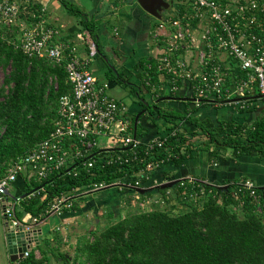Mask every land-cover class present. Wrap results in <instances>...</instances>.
Returning a JSON list of instances; mask_svg holds the SVG:
<instances>
[{"label":"trees","instance_id":"16d2710c","mask_svg":"<svg viewBox=\"0 0 264 264\" xmlns=\"http://www.w3.org/2000/svg\"><path fill=\"white\" fill-rule=\"evenodd\" d=\"M18 1L19 21L0 23V67L4 70V79L0 82V178L5 176L15 159L32 151L50 135L55 127L60 97L72 91L66 70L67 57L57 62L47 56L29 55L16 46L21 32L20 20L31 24L42 17L40 4L32 0ZM59 1L65 10L79 19L85 37L94 41L99 50L97 18L90 17L76 0ZM173 3L177 8L175 15L189 9L182 0H173ZM197 21L198 18H193V24ZM181 52L185 55V49ZM229 61L233 67L225 87L234 80L232 76H246V71L236 64V59L230 58ZM157 62L155 57L145 61L143 78L151 77L152 83L160 85L164 81L159 79ZM164 75L165 81H170L171 76ZM183 82L179 81L178 89ZM203 99V103L219 104ZM143 101L146 109L139 116L145 112L159 131L169 130L164 147L147 153L143 141L138 148L137 159L110 165L105 161L115 154V150L96 147L94 165L83 166L84 158H80L77 174L67 172L68 167L43 180L21 174L14 182V185H22L16 193L17 215L23 219L26 214L39 213L47 206L48 199L60 192L73 195L74 189L79 188L74 198L77 193L88 194L85 187L94 179L107 178L116 182L124 175H137L149 160L165 157L170 151L174 163L181 164L195 143L206 149L209 158L214 160L226 155L228 150L236 155L256 151L264 156V111L252 121L222 119L214 125L208 118L202 119L190 109L181 111L158 102ZM135 116L136 113L133 115L134 122ZM185 121L198 128H186L183 126ZM139 132L138 122L137 134ZM202 135L204 137H200ZM146 178L143 174L142 183ZM238 180H229L227 187L212 183L193 186L188 179L183 184L179 180L172 186L159 187L162 202L156 199V202H151L154 205L147 209L126 208L115 220L110 219L101 229L92 230V235L80 236L72 260L64 251L51 246L50 250L58 258L57 262L51 261L48 249L39 242L19 264H264V190L257 186L255 194H251L250 189L241 186ZM201 186L205 187L202 194L199 191ZM124 188L128 202L136 193L141 198L149 193L140 192L132 185H125ZM27 191L34 192L23 196ZM196 191L200 193L197 200L191 196ZM45 193L47 196L44 197ZM76 202L74 200L70 208H77ZM175 207H180L179 211L174 210ZM70 208L66 207L63 212ZM109 214L114 217L113 210ZM44 239L50 243L49 237ZM36 249H39L40 255Z\"/></svg>","mask_w":264,"mask_h":264},{"label":"built area","instance_id":"2783aa9c","mask_svg":"<svg viewBox=\"0 0 264 264\" xmlns=\"http://www.w3.org/2000/svg\"><path fill=\"white\" fill-rule=\"evenodd\" d=\"M182 2L189 7L188 10L180 15L164 11L153 29V36L160 44L157 69L160 74L171 76V89L177 90L179 81L183 80L192 94L195 93L193 96L197 105L204 102L203 98L219 104H244L254 93L264 100V0ZM19 11L18 0H0V23L19 21ZM193 18H198L197 24H193ZM20 25L16 46L25 53L47 56L57 62L67 57L66 70L72 91L60 97L55 127L50 135L32 151L15 159L5 176L0 178L6 231H23L28 246L23 255L11 260L10 264H19L30 255L37 244L38 229L42 228L49 216L59 215L66 207L70 208L74 204V194L79 190L75 188L73 195L65 192L53 195L43 210L22 219L15 208L18 196L11 191V185L21 174L43 180L65 167H68L67 172L77 174L80 158H84L83 166L94 165L96 147L115 150V154L106 159L107 165L125 164L138 158V148L144 141L132 132L134 121L126 115V105L110 94L109 82L99 81L89 69V59L97 50L94 41L90 45V53L82 56L76 46L56 41L59 30L54 26L41 20L31 24L21 21ZM182 49L185 52L190 50L191 55H184ZM230 58L237 60L236 64L246 71V76H232L234 80L225 87L230 68L233 67ZM147 79L152 83L151 77ZM168 133L145 141L146 152L164 147ZM102 138L107 139L104 145ZM171 156L170 151L165 157L149 160L137 175H124L116 182H110L107 178L94 179L87 183L85 190L92 192L117 185L143 186L142 175L148 178L165 158ZM71 162L74 164L70 165ZM185 179L191 181L193 186L208 183L190 176L181 179L182 184ZM238 183L255 194L257 185L251 178H244ZM5 188L9 192H5ZM204 189L201 186V194ZM199 195L197 191L191 193L196 200ZM136 196L140 197V194ZM55 228L59 229L60 226L56 225Z\"/></svg>","mask_w":264,"mask_h":264},{"label":"crops","instance_id":"0c3cea01","mask_svg":"<svg viewBox=\"0 0 264 264\" xmlns=\"http://www.w3.org/2000/svg\"><path fill=\"white\" fill-rule=\"evenodd\" d=\"M32 1L41 5L42 17L40 20L59 30L55 38L57 42H67L76 46L82 56H87L90 53V45L93 41L85 37L79 19L65 10L59 0ZM76 1L88 12L90 17H96L99 21V50H96L89 59V69L99 81L109 82L110 94L126 105V115L128 117L133 119L135 113L137 116L138 113L141 114L146 109L142 104L144 102L143 99L147 102H158V104L163 106H172L181 111L190 109L200 118H208L214 125H217L222 119L236 118L240 121H252L263 113L264 100L258 93L250 96L244 104H214L207 102L197 105L191 89L185 82L182 83L180 89L172 90L170 82L165 81L167 79L164 74L159 76V79L164 81L160 85L148 82L147 78L145 80L143 78V64L151 57L157 58L160 50V44L153 38V29L157 25L159 18L143 8L138 0ZM175 8L174 3L171 4L169 7L170 12L174 11ZM31 13L35 14L34 12ZM191 53L189 50L185 52V55H191ZM144 80L147 85L143 82ZM147 86H150V88ZM124 88L129 94L134 95L132 102L129 104L116 96L126 93ZM119 89H122V92ZM144 90L147 92L143 93ZM176 91L179 92L176 93ZM138 122L140 124V132L137 134L136 128V136L141 137L144 141L169 132L167 129L159 131L158 127L152 124L148 114L145 112L139 116ZM183 126L188 129L198 128L196 125L186 121ZM132 132L135 135V122ZM182 148L184 150V146ZM172 156L165 158L163 163L146 178L143 186H139L148 188L144 191V193L149 192L146 194L147 197H137L138 193H136L131 202H128L126 189L121 185L110 188L109 190H112V193H108L107 188L106 191L101 193H99L100 190H96L99 191L98 194L94 193L95 190L88 194L77 193L75 201L77 200L78 207L66 209L59 216L61 219L59 229L63 228L68 219L80 217L90 207H93L90 212L102 210L100 207H103V210H108V212L113 210L114 217L117 218L119 213L123 212L122 209L126 211V208L141 207L145 203L144 200L149 202L148 197L150 198V196L158 193V188L160 187L158 184L175 179L181 180L192 176L197 180H206L208 183L227 187L229 186V180L233 182L235 179L240 181L244 178H251L257 186L264 187V156L258 155L256 151L236 155L232 154L231 150H228L226 155L214 160L209 158L206 149L195 143L192 145L191 153L185 157L183 163H174ZM95 194L97 195L95 196ZM28 215L26 214L24 217L28 218ZM55 230L57 229L55 228ZM42 233L38 235L39 242ZM39 242L36 239V243Z\"/></svg>","mask_w":264,"mask_h":264},{"label":"rangeland","instance_id":"374dc122","mask_svg":"<svg viewBox=\"0 0 264 264\" xmlns=\"http://www.w3.org/2000/svg\"><path fill=\"white\" fill-rule=\"evenodd\" d=\"M165 12L169 13L170 9H166ZM176 12V9L173 11V13ZM24 22V19H21L20 22ZM14 23H17L14 22ZM154 38V37H153ZM155 39V38H154ZM4 79V70L2 67H0V82H2ZM122 89H119L121 91ZM124 91L126 93H121V95H116L123 99L127 104L131 103L133 100L134 95L129 94V92L124 88ZM122 92V91H121ZM147 91L144 90L143 93H146ZM102 143H107L106 138L101 139ZM22 189L21 183H18V185H11V191L13 194L18 193ZM110 187L107 188L108 193H112V190H109ZM105 190L95 191L94 193H101ZM95 194V196L97 195ZM162 194L157 193L156 195L148 197L150 200L149 202L145 201L144 205L141 207H135L130 210H138V208L141 209H147L151 208L154 204H151V202H156L155 200H163ZM176 200V199H174ZM177 202V201H176ZM160 206V205H159ZM179 206V205H178ZM2 202H1V191H0V264H10V253L7 243V231H6V220L4 219L3 213H2ZM93 207H90V209ZM103 210V207H100ZM180 207H175L174 210L179 211ZM90 209L84 211L80 217L76 218H70L68 219L67 223L63 225L62 229L55 230L56 225L61 224V219L58 215H52L49 216L46 221L42 224L43 225V233L40 236V245L43 244V247H46L48 249V254L50 256V260L53 262H57L58 258L57 255L50 250L51 246L58 247L61 251H64L66 254L70 256V259L72 260L75 252H76V245L78 242V238L82 235H92V230H99L104 225L108 224L111 220L110 219H116L115 217H111L108 210H100V211H92L90 212ZM123 212H125V209H122ZM122 212V213H123ZM52 236V238H50ZM44 237H49V244L47 241H45ZM59 237V239H57ZM36 252L38 255H40L39 249H36Z\"/></svg>","mask_w":264,"mask_h":264},{"label":"water","instance_id":"95a60500","mask_svg":"<svg viewBox=\"0 0 264 264\" xmlns=\"http://www.w3.org/2000/svg\"><path fill=\"white\" fill-rule=\"evenodd\" d=\"M138 2L142 5L143 8H145L148 12L153 14L154 16L158 18H162L163 13L166 9L170 7L171 4H173V0H138ZM140 113L137 114L135 117V135H136V128L138 124V119H139ZM179 180L175 179L173 181H168L165 183H160L158 186L160 187H167V186H172ZM262 189L264 190V187L261 186ZM37 188H34L36 190ZM138 190L141 192L146 191L148 188H143V187H138ZM5 192H9L7 188L4 189ZM32 191H27L23 194V196L28 195ZM16 196V195H14ZM43 229L40 227L38 229V234L42 233ZM23 231H7V243H8V248H9V253H10V259L11 260H16L18 256L23 255V251L28 247L26 244V238L24 236ZM38 234L36 235L37 242H39V236Z\"/></svg>","mask_w":264,"mask_h":264}]
</instances>
